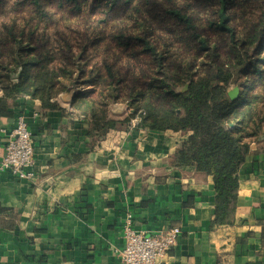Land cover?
<instances>
[{
    "label": "crops",
    "instance_id": "1",
    "mask_svg": "<svg viewBox=\"0 0 264 264\" xmlns=\"http://www.w3.org/2000/svg\"><path fill=\"white\" fill-rule=\"evenodd\" d=\"M72 96L47 108L0 89V160L19 116L34 139L31 180L0 170V264H122L127 221L180 229L158 264H264V133L240 166L234 221L218 225L212 176L168 162L189 131L132 124L99 138Z\"/></svg>",
    "mask_w": 264,
    "mask_h": 264
},
{
    "label": "trees",
    "instance_id": "2",
    "mask_svg": "<svg viewBox=\"0 0 264 264\" xmlns=\"http://www.w3.org/2000/svg\"><path fill=\"white\" fill-rule=\"evenodd\" d=\"M3 1L6 0H0V3ZM83 1L14 0V6L31 5L34 10L45 15V6L55 12L69 10L80 13ZM255 2L258 4L255 3L253 8L257 9L261 5L262 9L263 5L264 9V0ZM142 3L146 13L157 25L173 33L174 41L196 47L207 58L203 61V73L198 74L196 80H191L187 89L175 91V82L180 76L170 75L165 69V60L172 52L169 48L173 44L165 43L168 45L165 50L144 44L143 49L156 64V74H161V78H154L152 73L147 75V78L150 77L148 85L154 86L155 92L149 90L146 98L154 97L156 104L144 107V113L139 114L135 126L189 131L180 146L168 157V162L176 167L194 166L196 171L211 175L215 196L212 222L218 225L232 224L237 206L240 166L249 152L250 139L264 132L260 124L264 115L256 112L262 97L255 92L259 86L264 91V20L259 29H250L247 35H243L236 32L229 22L228 9L238 5L239 0H142ZM126 4L123 0H107L105 3L113 14L122 13ZM212 6H215L212 10L214 17L208 19L207 27L217 32V38L210 42L204 32L206 27L196 18H201V14ZM14 24L4 23L0 33V59L4 55L3 44L14 45L15 54L12 62L0 63L9 72V84L3 85L1 90L6 96L26 93L38 98L44 107H58V103L53 100L58 92L54 78L60 72L71 75L72 71L58 69L53 64L47 37L35 34L32 29L26 30L25 26L14 29ZM26 51H30V57L23 59L22 55ZM62 53L67 63H73L69 49ZM194 73L185 70L184 75L190 80ZM11 74L16 77L10 79ZM110 76L114 78V75ZM133 76L136 81L137 76L134 74L131 78ZM242 76L247 77L245 83H239ZM234 84L239 85L238 95L231 98L228 88ZM54 85L56 87L51 91ZM90 94V91L79 92L71 101V106L90 119L91 131L97 137H103L108 130L134 116L132 113V117L122 120L110 118L105 105H108L109 99L116 97L114 93L108 98L100 93L102 110L95 111V100Z\"/></svg>",
    "mask_w": 264,
    "mask_h": 264
},
{
    "label": "rangeland",
    "instance_id": "3",
    "mask_svg": "<svg viewBox=\"0 0 264 264\" xmlns=\"http://www.w3.org/2000/svg\"><path fill=\"white\" fill-rule=\"evenodd\" d=\"M123 1L127 4L122 13L113 14L105 5L107 0H85L81 4L80 13L69 10L55 12L48 10V6H45L43 8L47 12L45 15L34 10L31 5L17 7L14 6V0H6L0 3V33L3 31L4 23L12 25L14 22V29L25 26L26 30L32 29L35 34L47 37L53 64L58 69L72 71L71 75L60 72L59 76L54 78V81H57L58 92L53 100L58 103L60 96L73 93L72 101L79 92L90 91L91 98L95 100V111H100L102 106L99 94L103 93L108 98L114 93L116 97L109 99L108 105H105L110 118L122 120L128 116L132 117V113L134 116L124 124H117V127L112 130L127 131L132 124L139 121V114L144 113L145 106L156 104L154 97L146 98L149 90L155 92V87L148 85L150 77L147 78V75L152 73L151 76L154 78H161V74H156L157 66L150 55L144 51V44H151L159 50L168 48V45H165L167 42L173 44L172 49L169 48L172 52L165 60L167 65L165 69L170 75L180 76V79L175 82V91L187 89L191 80H196L198 74L203 73V61L207 57L196 47L174 41L173 33L161 28L146 13L142 0ZM255 3L258 4L255 0L245 2L239 0L238 5L228 9L229 22L236 32L247 35L250 29H259V25L264 20V14H262L264 9L263 5L262 9L261 5L257 9L253 8ZM214 8L215 6L208 7L201 14V18H196V21H201L206 27L204 32L209 36L210 42L217 38V32L207 27L208 19L214 17L212 12ZM107 11L110 13L108 14ZM2 46H4V55L0 63L12 62L15 56L14 45L11 47V45L3 44ZM68 49L73 55L71 57L73 63H67L62 53ZM30 54V51H26L22 58L27 59ZM185 70L195 72L191 76L192 79L185 77ZM8 73L0 66V89L3 85L9 84L7 83ZM12 74L10 79L16 77ZM134 74L137 76L136 81L134 76L131 78ZM110 75H114V78ZM88 81L91 83H87ZM245 81L247 77H240L239 83H245ZM56 86L54 85L51 91ZM232 86H237L239 90L238 84L230 87ZM112 87L116 90L113 91ZM255 92L262 97L258 101L256 112L264 115V91L259 86ZM260 124L263 129L264 117Z\"/></svg>",
    "mask_w": 264,
    "mask_h": 264
},
{
    "label": "built area",
    "instance_id": "4",
    "mask_svg": "<svg viewBox=\"0 0 264 264\" xmlns=\"http://www.w3.org/2000/svg\"><path fill=\"white\" fill-rule=\"evenodd\" d=\"M34 139L25 119L19 116L7 135L0 170L17 178L34 177ZM180 229L170 227L152 233L137 230L130 221L123 225L124 245L117 250L122 264H158L175 245Z\"/></svg>",
    "mask_w": 264,
    "mask_h": 264
},
{
    "label": "water",
    "instance_id": "5",
    "mask_svg": "<svg viewBox=\"0 0 264 264\" xmlns=\"http://www.w3.org/2000/svg\"><path fill=\"white\" fill-rule=\"evenodd\" d=\"M186 88V86L184 87V89ZM183 89V88H181ZM228 94L231 98H235L238 94V87L237 86H232L228 88Z\"/></svg>",
    "mask_w": 264,
    "mask_h": 264
}]
</instances>
